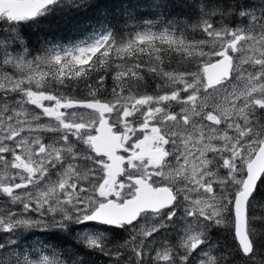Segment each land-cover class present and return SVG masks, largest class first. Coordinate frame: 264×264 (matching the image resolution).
<instances>
[{
  "label": "snow or ice",
  "instance_id": "obj_1",
  "mask_svg": "<svg viewBox=\"0 0 264 264\" xmlns=\"http://www.w3.org/2000/svg\"><path fill=\"white\" fill-rule=\"evenodd\" d=\"M137 2L0 0V264H264V0Z\"/></svg>",
  "mask_w": 264,
  "mask_h": 264
},
{
  "label": "trees",
  "instance_id": "obj_2",
  "mask_svg": "<svg viewBox=\"0 0 264 264\" xmlns=\"http://www.w3.org/2000/svg\"><path fill=\"white\" fill-rule=\"evenodd\" d=\"M89 4L92 6L81 8L78 11L68 9L63 12L57 11L42 18L37 24L29 25L26 31L33 43H38L39 40L47 37L55 38L68 45L87 40L94 30L100 28L102 23L110 24L117 32H120L125 21H128L130 25L137 22L125 15V12H131L139 7L137 0H89ZM139 22L143 23V21ZM106 84L109 89L113 86L111 76L107 79ZM155 88L156 82H150L148 87L142 91L151 94ZM2 207L3 204H0V208ZM259 211L258 209L257 212L259 213ZM36 231H43V229ZM114 239L119 241L120 237L117 236ZM31 242L28 241V243ZM90 259L95 264H106L105 257H91Z\"/></svg>",
  "mask_w": 264,
  "mask_h": 264
}]
</instances>
